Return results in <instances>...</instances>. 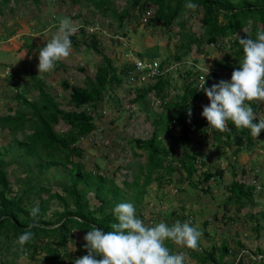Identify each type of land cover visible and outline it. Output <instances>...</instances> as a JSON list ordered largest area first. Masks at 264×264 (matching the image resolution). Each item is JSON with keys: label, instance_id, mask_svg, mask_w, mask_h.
Returning <instances> with one entry per match:
<instances>
[{"label": "rangeland", "instance_id": "374dc122", "mask_svg": "<svg viewBox=\"0 0 264 264\" xmlns=\"http://www.w3.org/2000/svg\"><path fill=\"white\" fill-rule=\"evenodd\" d=\"M128 1H114L111 8L120 10L128 6ZM147 9L153 11L150 7ZM135 12L137 17L129 18V23H124L119 28L114 19L103 18L91 5H83L81 2L72 4L70 0H41L38 6L20 0L9 2L0 15V118L15 112L16 102L10 99L14 94L15 82L21 83L30 100L36 98V93L29 86L31 76L42 81L43 88L53 97L60 109L71 110L73 108L68 101L70 91L63 89L61 82L66 81L70 87L86 86V80L92 79L102 55L111 59L115 67L127 63L138 55L157 62L163 61L165 71L162 77L168 81L161 91L163 103H170L173 106V117L177 116L176 113L181 110V106L186 105L190 110L193 109V120L203 124L190 135L192 144L187 147L191 148V151L203 153L205 164L190 177L189 182L196 184L198 174L204 170L208 169L211 172L215 169L220 170V178L211 177L181 197L185 199V203L187 201L192 203V208H184L192 209L196 213L200 211L196 220L205 222L204 226L196 220L194 223L201 232L207 234L206 236L202 233L196 252H200L203 247L220 246L223 243L228 253L221 264L236 263L243 251L245 255H242L241 264H264L248 255V253L255 255L256 248L264 249V131L254 137L249 130L253 141L250 148L238 149L234 143L229 147L224 144L218 145L211 139L214 128L209 127L201 115L203 107L209 104L205 94L203 93L198 100L186 96L185 105L180 102L184 86L191 83L190 87H197V76H204L207 67L208 73L215 72L221 80L230 81L231 74L238 68L242 57L234 56L229 43L230 38H226L221 44H206L205 33L199 23L200 8L195 11L184 8L169 28L163 27L161 23L146 25L141 22V13ZM63 18H69L77 28L84 27V35H94L93 39L98 43L100 53L89 49L87 46L91 37L84 35L81 37L77 30L73 34L75 39L71 40L70 56L58 61L53 71L38 73L39 50L45 47L57 32ZM249 30L250 26L247 25L238 30L233 37L247 35ZM121 33L124 36H121ZM194 38L196 41H192ZM24 45L29 46L26 48ZM116 70L118 72L119 69ZM8 79L11 81L10 84L6 83ZM133 97L134 92L127 87L123 79L118 86L108 88L101 99L95 101L96 106L93 109L85 106V109H92L95 128L76 143L82 149L81 158H71L73 161L80 160L85 172L102 175L106 182H113L126 199H132L131 195L135 189L125 185H130L136 173L141 177L137 181V184H140L146 162L144 152L136 148L132 141L145 140L152 133H156L160 147L165 150L171 165H175L178 159L183 158L180 144H174L170 138L176 134L177 128L167 130L166 120L161 119L169 109H163L162 101L152 92H148L141 103L132 102ZM253 105L257 116L264 117V103ZM159 120L161 121L158 122ZM66 129L67 126L61 121L54 126L57 132H64ZM23 132L30 133L29 129ZM15 137L20 139L21 133L17 132ZM10 142L11 137L7 131L0 129V148ZM13 156L9 153L3 157L4 160L11 161L5 168L9 187L13 194L16 190L24 189L26 178L31 179L27 207L33 208L39 199H46L47 193L38 190L40 187L50 193H56L64 202L70 203V197L65 193L69 181L67 170L58 167L40 172L32 162L28 161L26 166L19 156ZM196 160L199 161L200 157H196ZM27 167L31 169L30 172L26 170ZM158 173L157 171L152 176ZM175 178L181 179L177 175L172 178V182H178L174 181ZM232 180L245 187L254 188L250 197L241 199L242 207L225 200V197L230 196L225 192V186ZM182 185L186 187L185 180ZM174 188L175 186L163 181L158 185L155 180H151L135 206L137 216L150 226L161 221L170 224L171 212L178 215L182 213L179 211L180 203L173 194ZM85 199L91 208L99 205L91 191ZM129 202L133 203L127 200V203ZM47 207V215L52 211L62 210L61 201H57L56 198L50 199ZM108 209L109 207L106 208ZM220 218L227 220L223 221ZM73 236L72 242L69 241L62 251L66 256L81 258L86 255L87 249L77 252L79 237L76 231H73ZM166 245L173 253H185L184 264H198L186 254L189 249L172 242H166ZM42 255L43 252L40 251L32 261L21 255L14 263L39 264ZM9 260L7 257L5 264H8Z\"/></svg>", "mask_w": 264, "mask_h": 264}, {"label": "trees", "instance_id": "16d2710c", "mask_svg": "<svg viewBox=\"0 0 264 264\" xmlns=\"http://www.w3.org/2000/svg\"><path fill=\"white\" fill-rule=\"evenodd\" d=\"M13 1L16 0H0V15L7 4ZM20 1L38 6L41 0ZM70 1L72 4L81 2L83 5H91L96 12L101 13L103 18L111 17L114 19L119 28L124 23H129V18L137 17L135 11L143 16L144 12L149 10L148 7L152 8L153 11L149 10L150 17L145 24L156 25L161 23L163 27L169 28L172 21L183 12L184 5L188 2V0H129L128 6L115 10L111 7L113 2L117 0ZM191 2L196 3L198 8L201 9L199 23L205 33L204 41L206 44H221L223 40L230 38V47L233 48L236 57L243 56L242 46L238 42L239 37L255 39L258 31H264V0H191ZM74 17L77 16L74 15ZM247 25L250 26L249 34L233 37L238 30L247 27ZM78 34L82 37L85 34V28H78ZM121 36H124V34L121 33ZM86 37H91L87 47L100 53L98 43L93 39L95 36L91 34ZM72 38L75 39L73 35L70 39L72 40ZM192 41H196V39L194 38ZM73 42L75 44L76 41ZM24 46L27 48L29 45ZM135 58L150 61V59L139 55ZM163 64V61L159 62L161 68ZM131 67L130 60L119 67H115L111 59L106 55H102L100 64L95 69L92 79L86 80V86L70 87L66 81H62V88L70 91L68 101L73 108L71 110L60 109L53 97L43 88L42 81L35 76L30 77L29 83L30 89L36 93V98L33 100L27 97L28 93L21 87V83L17 81L13 84L15 87L14 94L10 99L16 102L17 107L12 115L6 114L0 118V129L6 130L11 137V142L0 148V264H5L7 257L10 259L8 264H15L14 261H17L21 255H25L27 259L32 261L40 251L43 252V255L39 264H74L77 257L66 256L62 251L69 241L72 242L74 238L73 231H76L77 237H79L77 252L84 250L85 241L83 237L87 231L92 226L106 231L109 230V226L116 222L113 215L114 207L119 203H127V200L133 201L134 206H136L141 200L144 188L151 180H155L158 185L163 181L166 184L173 185V187L175 186V193L173 194L180 203L179 211H182V213L178 215L176 212H171L169 225L176 221L184 222L194 219L192 221L194 226L196 219L199 218L198 213L200 214V211L196 213L192 209H190L191 211L187 210L189 207L192 208V203L188 201L185 203V199H181V197L186 196L187 192L196 189L202 182H207L211 177L220 178V170L215 169L211 172L207 169L198 174L199 179L196 184L189 182L190 177L204 166L205 155L198 151H191L192 149L187 147L192 144L190 135L195 129L202 127L203 124L196 123L193 120V109L190 110L185 105V97L188 96L189 99L193 100L200 99L204 95L201 88L190 87L191 83L184 86V93L180 102L185 106H181V110L177 111L176 117L172 116L173 106L170 103H163L161 91L168 84V81L162 75L157 77L152 85L148 84L132 90L134 92L132 102L141 103L144 96L148 92H152L154 96L162 101V108L169 109L161 119L166 120L167 130L172 127L177 128L176 134H173L170 138L174 144H180V150L183 154V158L178 159L175 165H171L165 150L160 147L156 133H152L145 140L135 139L132 141L136 148L144 152L146 161L145 171H142L143 180L140 184H137V181L141 177L139 173H136L130 185H125L128 188L134 187L135 191L131 195L132 199H126L122 191L113 182H106L104 176L89 171L85 172L80 160L73 161L71 159L72 157L81 158L82 149L76 143L85 138L95 128L91 113L93 107L96 106L95 101L100 100L111 86H118L121 80L126 77V71ZM116 68L119 69L118 72L120 73L117 72ZM195 74L197 75V73ZM203 78L205 79V88H209L210 83L213 85L221 81L220 76L215 72L206 73ZM6 83L10 84L11 81L8 79ZM85 106H90L92 109H85ZM251 106L255 110L254 105ZM189 110L191 111L190 116L188 115ZM59 121L67 126L66 131L57 132L54 130V126ZM228 128L229 130L225 132L214 129L211 134L213 142L228 147L231 143H234L238 149L250 148L253 145L248 129H237L231 122H229ZM25 129H29L30 133L25 134L23 132ZM17 132L21 133L20 139L15 137ZM9 153H12L13 157L19 156L26 166L28 161L32 162L40 172L59 166L67 170L69 181L65 193L69 195L70 203L64 202L56 193H50L47 189L40 187L38 190L46 192L47 197L46 199H39L35 206L39 208V214L33 220L30 215L32 207L26 206V203L29 202L28 194L31 189V179L26 178L24 180V189L11 193L5 172V168L11 161L3 159ZM135 156H137L136 153ZM196 157H200V160L197 161ZM138 168L140 169L141 166ZM26 170L31 171L28 167ZM157 171L159 173L152 176ZM178 174H180L181 179L178 182H172V178ZM184 180L186 187L182 185ZM89 191L99 202V205L94 208H91L85 199ZM225 191L231 196L228 197V202H233L240 207L243 206L240 203L241 199L250 197L251 194L248 187L233 180L225 186ZM53 198L61 201L62 210L52 211L47 215V203ZM107 207H109L108 210H106ZM202 214H204L203 210ZM76 217H79L83 223L78 222L75 219ZM212 218L215 219V216ZM197 222H200V220ZM33 223L37 225L31 229L34 233L33 240L21 246L18 243V237ZM200 224L204 226L205 222H200ZM204 234L207 236L206 233ZM227 253L228 249L222 243L220 246L203 247L198 253L196 250H188L186 254L195 259L198 264H221ZM254 254H252V257L259 256L257 260L264 262V249L256 248ZM242 255L245 254L242 253ZM242 255L234 264H241Z\"/></svg>", "mask_w": 264, "mask_h": 264}, {"label": "clouds", "instance_id": "9594fccd", "mask_svg": "<svg viewBox=\"0 0 264 264\" xmlns=\"http://www.w3.org/2000/svg\"><path fill=\"white\" fill-rule=\"evenodd\" d=\"M184 7L195 11L198 5L188 0ZM77 30V26L69 18L60 21L57 32L39 50L38 73L53 71L58 61L70 56V37ZM238 42L242 46L243 56L238 68L233 70L230 81L221 80L210 88H205L203 76L197 77L196 88L199 89V77H202L200 88L209 100L201 115L209 127L220 132L228 131V124L231 122L235 128L248 129L252 136L257 137L264 130V117H258L251 105L264 103V31H258L255 39L239 37ZM134 59L136 58L130 60L131 65ZM152 60L155 61L150 59ZM208 71L207 67V74ZM125 79L126 77V83ZM188 115H191L190 110ZM248 188L252 193L254 188ZM228 197H225L227 202ZM38 214L39 208L33 207L30 212L33 220ZM113 215L116 222L109 226V230L92 226L87 231L83 237L87 255L77 258L74 264H184L185 253H173L166 242L189 250H197L199 247L202 232L198 226H193L191 220L176 221L171 225L161 221L150 226L137 216L136 208L130 202L117 204ZM75 219L83 223L79 217ZM35 226V223L30 224L18 237L21 246L33 240L34 233L31 229ZM248 255L255 260L259 258L257 256L256 259L249 253Z\"/></svg>", "mask_w": 264, "mask_h": 264}, {"label": "built area", "instance_id": "2783aa9c", "mask_svg": "<svg viewBox=\"0 0 264 264\" xmlns=\"http://www.w3.org/2000/svg\"><path fill=\"white\" fill-rule=\"evenodd\" d=\"M150 16V11L147 10L144 12L141 22L146 23V20ZM164 68L159 66V63L156 61H147L134 59L132 61V68L130 71H127L126 74V84L131 88H141L147 84H153L154 80L157 77H160L164 73ZM202 77H199L198 87L200 88Z\"/></svg>", "mask_w": 264, "mask_h": 264}, {"label": "crops", "instance_id": "0c3cea01", "mask_svg": "<svg viewBox=\"0 0 264 264\" xmlns=\"http://www.w3.org/2000/svg\"><path fill=\"white\" fill-rule=\"evenodd\" d=\"M168 160H170V159H168ZM178 176H180V174H178ZM178 180H180V179H176V178L174 179V181H178Z\"/></svg>", "mask_w": 264, "mask_h": 264}]
</instances>
